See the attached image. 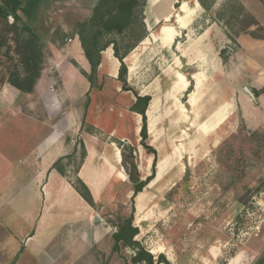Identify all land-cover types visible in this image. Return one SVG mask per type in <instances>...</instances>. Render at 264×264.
<instances>
[{"label":"rangeland","instance_id":"obj_1","mask_svg":"<svg viewBox=\"0 0 264 264\" xmlns=\"http://www.w3.org/2000/svg\"><path fill=\"white\" fill-rule=\"evenodd\" d=\"M183 1L195 17L187 30L180 31L176 20ZM206 1L212 3L211 11L198 0H177L167 13V0H147L146 36L125 58L130 86L152 96L147 110L148 142L157 150V164L167 162L161 175L157 165L155 178L134 198V224L139 229L135 238L155 256L164 253L172 264H256L264 259V103L259 97L257 103L246 87L264 94V0H234L244 5L245 12H239L228 27L216 13L227 0ZM96 2L70 0L60 14L87 18ZM47 13L54 25L59 23L68 31L64 17L52 8ZM168 14V23L178 31L169 49L160 41ZM5 26L0 17V38ZM244 26L248 30L241 31ZM7 36L11 50L7 53L0 46L2 75L18 58L13 35ZM77 36L63 44L58 39L48 43L44 84L58 86L59 68L84 71ZM222 49L229 58L226 63ZM181 53L183 63L176 64L175 57ZM188 58L195 60L197 68L186 64ZM118 66L112 47L106 48L99 68L102 88L90 90L89 120L83 119V129L92 130L89 182L95 175L102 184L89 186L96 202L95 207L89 204V264H135L133 248L113 250L116 228L112 221L131 211L130 170L136 165L144 179L151 174L154 160L140 143L141 117L129 109L134 94L122 90ZM196 70L201 86L197 95H189L182 90L186 80L182 72L190 80ZM87 99L88 94L78 100L83 109ZM222 104L226 106L219 108ZM217 116L219 122L206 128ZM201 125L203 133L198 130ZM82 143L77 138L76 157L67 173L73 181ZM187 167L192 169L191 179L182 185ZM248 189L246 204H241L238 200Z\"/></svg>","mask_w":264,"mask_h":264},{"label":"crops","instance_id":"obj_2","mask_svg":"<svg viewBox=\"0 0 264 264\" xmlns=\"http://www.w3.org/2000/svg\"><path fill=\"white\" fill-rule=\"evenodd\" d=\"M191 14L186 27L177 22L180 31L187 30L195 17ZM77 37L79 62L89 72ZM183 56L175 57L176 64L183 63ZM194 63L187 59L188 66L197 68ZM72 68H59L57 87L44 84L41 75L32 93L3 81L0 70V264H89V203L74 188L72 177L54 167L61 158L67 164L77 138L82 139L87 154L77 175L88 187L102 186L95 175L89 182L93 151L89 131L83 129L84 117L89 120V105L83 109L78 104L79 98L89 93L90 83L81 69ZM191 73V92L197 95L201 81L196 82L195 75L199 72ZM182 74L185 91L191 81ZM255 97L257 103L258 97L264 103V94ZM241 110L246 116L243 105ZM66 169L72 171L71 163Z\"/></svg>","mask_w":264,"mask_h":264},{"label":"trees","instance_id":"obj_3","mask_svg":"<svg viewBox=\"0 0 264 264\" xmlns=\"http://www.w3.org/2000/svg\"><path fill=\"white\" fill-rule=\"evenodd\" d=\"M70 0H0V17L6 22L4 35L0 38V46L6 47V52L11 50L9 38L12 34L16 44L18 58L15 64L6 67L3 74V81H7L21 92L32 93L38 80L41 78L47 57L48 43H55L58 40L65 43L67 38L79 36L84 54L89 62L90 71H83L90 83L86 107L91 100L90 90L94 88L101 89L102 83L98 82L99 68L102 62L103 51L112 47L114 56L119 60L117 78L124 91H132L134 100L129 106L131 112L141 117L140 135L141 145L147 152L154 155L152 163V172L144 179L140 176L138 167L135 165L129 172L133 184L132 208L129 215L118 216L112 221L116 230L113 233V250L118 251L122 246L131 247L135 250L132 261L135 264H172L164 253L155 256L149 250L144 248L135 238L139 233L138 227L134 224L135 202L134 198L143 191L146 185L155 178L157 173L158 153L157 150L148 142V115L147 110L152 100L150 94H141L135 91L128 82V64L125 58L146 36L145 27V6L147 0H97L91 9V14L87 18L74 19L68 16V13L60 14V8L64 3ZM206 10H212V3L206 0H198ZM178 6V4H177ZM56 11L64 17L63 21L68 27L64 31L59 23H52L48 16V10ZM241 11L245 12V7L240 1L227 0L220 4L216 13L218 19L223 21L228 27L232 19L236 18ZM227 18V19H226ZM249 26V25H248ZM55 28L54 31L52 29ZM248 30L243 27L241 31ZM239 33V32H238ZM59 34L57 38L56 35ZM232 31H228V36L236 40ZM252 34V33H251ZM256 38L260 36L254 35ZM70 37V38H71ZM226 49H222L220 54L226 63L229 58L225 56ZM12 61V59H11ZM191 86L187 94L193 90V78L189 77ZM258 96L259 92L254 91ZM85 121L83 122L84 126ZM84 128V127H83ZM87 131L91 132V128ZM77 149L68 155V163H63L59 159L54 163V167L62 174L67 175L66 166H68L76 157ZM87 151L84 143L80 154V162L75 169V181L72 182L74 188L79 194L93 207L96 206L90 187L77 175L81 162L86 157ZM129 169V168H128ZM192 169L187 167L186 174L181 182L187 185L191 179ZM249 189L238 200L241 204H246L244 198L249 195ZM256 264H264V259H260Z\"/></svg>","mask_w":264,"mask_h":264},{"label":"bare ground","instance_id":"obj_4","mask_svg":"<svg viewBox=\"0 0 264 264\" xmlns=\"http://www.w3.org/2000/svg\"><path fill=\"white\" fill-rule=\"evenodd\" d=\"M177 2V0H167V4H166V9L165 11H168L173 9L174 7V4ZM180 10L182 11V14H180L178 16V19H177V22L179 23V25L181 27H186L188 25V19L190 17V15H192L191 13H193V9H191L189 6H188V3L187 1H183L181 2V5H180ZM166 13V14H167ZM167 18V22L163 25L162 27V31H161V36H160V39L162 41V43L166 46V47H170L171 44L173 43L174 41V38H175V35L177 34V30H176V27L175 25L171 24V23H168L170 22L169 20V14L166 16ZM164 46V47H165ZM132 69V68H131ZM200 76V75H199ZM198 77V76H197ZM197 82V80H196ZM195 109V108H194ZM221 119L220 116H217L215 119H213L211 122L212 124H209L208 126H206V128H210L212 125L216 124L217 122H219V120ZM210 122V123H211ZM205 129V126L204 125H201V127L198 129L201 133H203ZM166 166H167V162H165V160H162L159 162L158 164V173L159 175H161L165 169H166Z\"/></svg>","mask_w":264,"mask_h":264},{"label":"water","instance_id":"obj_5","mask_svg":"<svg viewBox=\"0 0 264 264\" xmlns=\"http://www.w3.org/2000/svg\"><path fill=\"white\" fill-rule=\"evenodd\" d=\"M246 91L256 100V97L254 95V93L249 89V87H246ZM98 216H96L94 222L97 223L99 219H97Z\"/></svg>","mask_w":264,"mask_h":264}]
</instances>
